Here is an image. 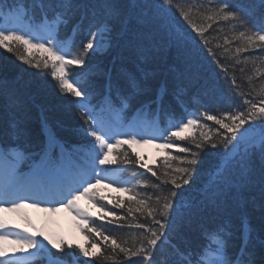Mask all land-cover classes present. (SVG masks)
<instances>
[{
	"label": "snow or ice",
	"instance_id": "snow-or-ice-1",
	"mask_svg": "<svg viewBox=\"0 0 264 264\" xmlns=\"http://www.w3.org/2000/svg\"><path fill=\"white\" fill-rule=\"evenodd\" d=\"M4 2L5 0H0V19L5 15ZM152 2L156 11L149 20L137 15L135 11L143 0H128L129 10L126 12L117 7L114 0H104L105 22L99 27L90 25L84 31L85 39L79 44L76 43V37L81 31L80 23L73 27L72 35L67 38L71 41L70 44L60 39L59 29L61 25L66 26L75 12L83 6L82 0L80 2L31 0V6L41 10L39 21L36 20L34 13L29 14L28 7H24L23 16H17L13 23L10 25L0 23V49L12 53L19 61L38 70L42 77L52 78L62 93L74 95L77 107L87 125L83 133L91 140L89 145H73L69 148L46 128L47 139L44 147L40 153L35 154L39 157L38 161L32 160V154H25L18 144L0 142V210L53 205L45 207L44 210L54 212L58 210L57 206L67 207L75 211L78 216L92 219L77 206L76 202L80 195H89L97 199L95 185L99 184L101 179L111 178L104 174L106 172L104 166L117 163L116 160L109 159L114 147L168 140L170 143L161 146L171 149L179 147L178 144L171 143L172 140L178 139L181 142H188V146L179 147V154L175 157V160L184 166L172 170L171 174L166 172L162 176H157L148 165H142L159 181L151 185L153 192L161 193V185L167 187L168 191L167 194L145 195L142 199L129 197V204H135L137 207L128 208V214L135 212L149 218L145 223L135 225L141 231L139 236L133 238L131 247L117 243L108 236H104L103 240L106 243L110 242L111 255L91 252L86 247L72 245L64 239H60L59 243L53 241L48 243L58 252L67 250L74 259L77 256L89 258L85 264H95L101 258L104 261H116L120 255H123L129 264H134L131 261L132 257L139 258L141 264H254L253 254L248 250L252 229L246 218L241 221V245L239 251L235 253L229 252L232 231L227 223L203 229L202 239L205 242L195 250L191 247L180 249L172 245L170 236L179 226V222L187 218V222L191 223L195 215L205 212L208 208L218 210L229 193L239 192L241 188L257 183L252 175V157L258 153L264 166V137L258 143L248 144L241 151L239 146L244 142L247 129L244 132L240 130L246 124L252 126L257 122L264 127V87L256 91L252 85L253 78L248 77L249 87L253 88L255 95L253 92L245 93L239 90L241 86L236 84V78L228 75L227 68L217 59V53L208 47L210 41L204 36L206 29L193 21L191 8L185 10L179 4H174L173 0H152ZM188 2L191 7L200 6L201 13L210 10L212 15L206 17L207 19L236 21L239 27L245 29L239 32V37L245 41V47L237 48V52L249 51V49L254 51L257 48L264 52V15L254 17V7L246 6V0H188ZM248 3L250 4V0ZM255 3L264 6V0H255ZM210 4L214 6L203 7ZM21 6L23 5H17V9ZM48 10L53 13L51 18L48 16ZM7 11L12 12L11 6ZM114 21L120 23L119 35L125 38L127 46L137 54L146 51L147 41L150 39L146 27L150 22L158 23L172 44L190 47L193 53L199 48L223 73L224 80L228 83L232 94L240 99L241 105H228V110L219 115H211L204 111H189L184 108V115L177 117L174 112L164 109L163 95H158L152 102L157 107L151 113V119H148L147 111L150 105H143L141 109H137V113L143 112V115L134 122L125 123L123 108H127L128 100L142 90L141 81L134 74L129 73L124 77L126 87L131 89L129 95L127 97L121 95L120 79L113 80L109 77L104 86L106 92L103 103L97 109L91 103L93 93L86 83L87 75L82 81L81 76H70L67 70L72 66H84L90 52L98 54L111 47ZM72 47H78L79 52H73ZM4 84V81H0V89ZM113 90L123 105L118 119L111 118L112 108L109 101ZM241 106L243 110H240ZM162 116L165 118L163 127ZM202 119L213 121L219 126L211 136L207 132H201L199 137L192 134L183 135L193 126L206 128L207 125L200 124ZM20 134L18 126L12 124L8 135L16 139ZM137 137L140 139L138 140ZM206 149H218L220 163L203 187L198 190L199 198L189 199L185 194L184 186L193 184L201 163V154ZM123 156L124 159L120 163L124 166L135 165L138 162L137 159H129L127 153ZM25 162H29L28 172L21 170ZM42 177L48 179H41ZM112 182L130 184V187L124 188L125 191H134L141 185L145 188L149 187L148 182L140 180L136 172H132L127 181L113 178ZM258 183L261 194L264 195V167ZM29 201L33 203L29 205ZM148 201H151V204ZM121 206L120 203L116 205L117 208ZM110 215L115 217L110 224L120 229L133 227L131 224H122L121 217L116 216L115 211ZM100 219L103 220L104 217L101 216ZM101 227L107 226L101 225ZM92 231L98 236L101 235L98 229ZM210 234L215 237L212 244L208 242ZM10 238H14L13 242L20 247L11 250L6 248L3 242ZM127 243L124 241V244ZM166 245L174 249L175 259L171 262L168 258L160 259L161 256H165ZM27 249L33 251L26 256L18 254L24 253ZM45 251L50 250L44 240L38 239L26 230L11 227L0 218V264H34V258Z\"/></svg>",
	"mask_w": 264,
	"mask_h": 264
},
{
	"label": "trees",
	"instance_id": "trees-1",
	"mask_svg": "<svg viewBox=\"0 0 264 264\" xmlns=\"http://www.w3.org/2000/svg\"><path fill=\"white\" fill-rule=\"evenodd\" d=\"M14 1L15 4L12 3V0H5L3 5L5 13L8 12L9 6L13 8L22 4L24 7H28L29 14H35L37 21L41 19V10L33 8L31 0ZM114 2L122 11L129 10L128 0H114ZM173 3L179 4L185 10L191 8L193 21L206 29L204 36L210 41L208 47L217 53V59L221 65L227 68L228 75L236 78V84L241 86L240 91L253 92L255 95L253 88L249 87L248 77L253 78L252 85L256 91L264 87V52L259 48L254 51L251 49L249 51H236L237 48L245 47L244 39L239 37V32L245 29L239 27L238 22L207 19L206 17L212 15L211 11L201 13L200 6L191 7L188 0H173ZM82 5L68 24L66 26L61 25L59 29V37L66 43H71L67 38L72 35L73 27L78 24L77 20H82V16L81 31L76 37L77 44L85 39L84 31L90 25L99 27L105 22L104 0H82ZM257 5L255 0H250V4L246 1V6L254 7V17L261 16L260 12L264 10V7L257 8ZM212 6L214 5H204L203 7L211 8ZM84 8L98 10L97 18L91 20L89 15L84 14L86 11ZM135 11L137 15H142L150 20L156 10L152 0H143L141 6ZM52 15L53 13L50 11L48 16L52 17ZM3 21L4 18L0 19V23ZM209 25L211 26L209 27ZM112 27L111 47L98 54L90 52L86 57L84 66L70 67L71 75L81 76L82 81L87 75L86 83L93 93L91 101L96 107H100L103 103L106 92L104 86L109 77L113 80L120 79L121 95L125 97L129 95L131 89L126 87L124 80V77L129 73L134 74L141 81L142 90L128 100L127 108H123L126 118L133 116L137 109H141L143 105H150L147 111L149 113L148 118L151 119V113L157 107L152 102L156 100L158 95H163L164 109L168 112H174L177 117L184 115V108L189 111H204L211 115H219V113L228 110V105H241L240 99L232 94L228 83L224 80L223 73L206 54L199 48L193 53L190 47L172 44L158 23L150 22L147 24L146 30L150 33V39L147 41L146 51L143 54H137L127 46L125 38L119 35L120 23L118 21L112 22ZM72 51L79 52V48L72 47ZM178 78L181 81H178ZM0 81L5 82L3 88L0 89V142L18 144L25 154H32V160L39 158L35 154L40 153L44 147L47 139L46 128L66 147L71 148L73 145L80 146L91 143L90 138L83 133V129L87 125L77 107L74 95L62 93L52 78L42 77L38 70L19 61L12 53H6L3 49H0ZM193 92L202 95L197 98ZM110 104L112 107L116 105L123 107L115 90L111 93ZM240 110H243V106L240 107ZM164 123L165 118L162 116V127ZM12 124H16L20 129L21 134L16 139L8 135ZM200 124L207 125V127L193 126L183 135L192 134L199 137L201 132H207L211 136L215 128L219 127L207 119H202ZM245 129L247 132L244 142L257 139L261 136H258L259 134L264 135V127L258 122L252 126L246 124L240 131L244 132ZM166 141L170 143V141ZM171 143L178 144L179 147L188 146V142H181L178 139L172 140ZM179 147L166 148V155L159 156L156 164L149 165L157 176H162L166 172L171 174L172 170L184 166L175 160L179 154ZM112 152L114 160L117 161L114 166L124 169L125 179L129 180L130 174L136 172L140 180L148 182L149 187L145 188L141 185L136 187L134 191H126L125 193L107 189V194H103L99 199V204L105 208L106 212L96 216L89 223L87 241L84 244H79V246L104 255H111L110 242L106 243L103 240L104 236L115 239L117 243L126 247H131L133 238L139 236L141 231L135 225L143 224L149 219L140 213L128 214V208L137 207L135 204H129V197L142 199L145 195L167 194L168 191L167 187L161 185V193L153 192L151 185H155L159 181L151 173H148L146 168L142 167L145 162L141 160L131 145L124 144L114 147ZM124 153L128 154L129 159H137L138 162L135 165H122L120 161L124 159ZM28 163L25 162L26 165ZM219 163L220 152L218 149H206L201 154V163L193 184L184 186L185 194L189 199L192 197L199 198L198 190L207 182ZM262 167L264 166L261 164L259 154L256 153L252 157V175L257 183L241 188L239 192L229 193L220 209L208 208L205 212L195 215L191 219V223L187 222V218L179 222V226L171 233V244L180 249L191 247L195 250L205 242L202 239L203 229L214 228L219 224L227 223L232 231L229 252H238L241 245V221L246 218L252 229L248 250L253 254L254 264H264V195L261 194L258 183ZM130 186L127 184V187ZM118 203L122 205L119 208L116 207ZM148 203L151 204V201ZM113 211H115L116 216L121 217L122 224H131L133 227L120 229L110 224V221L115 218L110 215ZM101 216L104 217L103 220L100 219ZM101 225L107 227H101ZM92 229H98L101 235L98 236ZM214 240L215 237L210 234L208 236L209 244H212ZM124 241L128 243L124 244ZM137 246L139 245L137 244ZM164 252L165 256H161L160 259L168 258L170 262L175 259L174 249L171 246L166 245ZM64 253L68 258L71 257L67 250ZM77 258L81 260L80 264H85V261L89 259L79 256ZM131 261L134 264H141L137 257H132ZM95 264H129V262L125 260L123 255H120L116 261H104L101 258Z\"/></svg>",
	"mask_w": 264,
	"mask_h": 264
},
{
	"label": "rangeland",
	"instance_id": "rangeland-1",
	"mask_svg": "<svg viewBox=\"0 0 264 264\" xmlns=\"http://www.w3.org/2000/svg\"><path fill=\"white\" fill-rule=\"evenodd\" d=\"M17 16H15L13 18V21H15ZM7 21L9 22L10 20L7 19ZM12 23V21L9 23V25ZM188 131V130H186ZM147 139H151L150 137H146ZM138 140L140 138H137ZM114 143V141H111ZM249 142V141H247ZM246 142V143H247ZM245 143V142H244ZM137 147L140 148H144V149H149L153 152H157V153H161L162 152V148H164L161 145L164 144H159V143H134ZM247 146V144L245 145H240V150L243 151V149ZM112 155H110L109 157L111 158ZM147 163L148 164H153L156 163V157L154 154L149 153V158H147ZM106 168V166H104ZM106 171L104 174L111 177L110 179H101V183L104 182V184H107L108 186H110L113 189H116V185H114V183L112 182V179H119V173L117 175V173H114L112 171H110L109 169L106 168ZM110 173H109V172ZM92 200H90V196L89 195H80L79 199L77 200V204L78 207L82 210L86 208L91 209L90 207L86 206L89 205L91 203ZM29 205H31L29 203ZM29 207V209H37V207H31V206H27ZM41 208V209H40ZM7 210H10L9 208H5L4 210H0V218H2L9 226L18 229V230H22V222L25 219V216L27 215V209L21 208V209H17L16 212H13L11 214L7 213ZM44 210V207H39V209H37L36 213L33 210H30L32 212V221L33 223L36 225V229L34 228H28L29 231H32L34 233V235L36 237H38L41 240L46 241L47 239L45 238L46 234L53 232L57 237L60 238H69V234L73 235V236H81L82 234V228L81 227H73V224L76 226L77 224L80 223L79 219L76 218L74 216L73 220H72V216L73 213L75 211H73L70 208L67 207H59L57 211H42ZM15 211V210H12ZM50 221H49V217ZM66 216V218L64 219V222L62 223V220H60V217ZM61 222V223H60ZM69 222V225L68 223ZM14 238H10L8 241L3 242L5 247L8 249H12L15 247V244L13 242Z\"/></svg>",
	"mask_w": 264,
	"mask_h": 264
},
{
	"label": "bare ground",
	"instance_id": "bare-ground-1",
	"mask_svg": "<svg viewBox=\"0 0 264 264\" xmlns=\"http://www.w3.org/2000/svg\"><path fill=\"white\" fill-rule=\"evenodd\" d=\"M247 2H248V0H246ZM12 3L13 4H15V1L14 0H12ZM26 7V6H25ZM258 7H260V5L258 4L257 5V8ZM261 7H264V6H261ZM83 9V8H82ZM84 9H86V8H84ZM50 11L51 10H48V13H50ZM23 13H24V6H21V7H19L18 9H17V7H13L12 8V12L11 13H8V12H6L5 13V15H4V21H3V23L4 22H8L7 21V19H13L15 16H23ZM84 14H87V15H89V17L91 18V20H95L96 18H97V16H98V10H95V8L94 9H92V10H90V9H86V11L84 12ZM260 14L261 15H264V10H262L261 12H260ZM49 18H51V17H49ZM80 19V18H79ZM81 21L80 20H77V23H80ZM82 24V23H81ZM69 43V42H68ZM178 81H181V79H179L178 78ZM203 86H205V85H203ZM197 89V88H196ZM198 91H200L199 89H197ZM193 94H194V96L195 97H197V98H199L202 94H200V93H196V92H193ZM17 210H15V211H12V210H7V213H9V214H11V213H13V212H16ZM14 214V213H13Z\"/></svg>",
	"mask_w": 264,
	"mask_h": 264
}]
</instances>
